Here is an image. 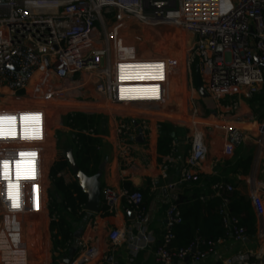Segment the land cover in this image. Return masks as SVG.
Returning <instances> with one entry per match:
<instances>
[{
	"label": "built area",
	"instance_id": "obj_1",
	"mask_svg": "<svg viewBox=\"0 0 264 264\" xmlns=\"http://www.w3.org/2000/svg\"><path fill=\"white\" fill-rule=\"evenodd\" d=\"M130 23L157 32L172 27L185 33L189 37L186 74L192 94L186 97L190 117L195 118L197 113L193 64L198 69L203 94L215 103L212 110L217 112L216 119H209L211 124L202 128L193 124L186 138L189 150L182 162L179 183L199 180L201 164L209 154L207 141L229 159L248 139L247 131L228 124L224 116L238 109L240 98L251 100L264 85V0H0V103L10 100L0 105V115L16 117L13 123L3 125L0 136V264L15 257H19V264H30L28 243L41 246V216L48 212L47 226L58 219L49 194L53 163L45 161L49 105H108L141 115L145 108L160 111L169 101L170 80L179 74L176 60L139 56L124 48L121 42L130 31ZM196 91L201 94L197 88ZM23 114H39V118L24 121L20 119ZM123 117L127 115L113 114L111 119L118 159L127 162L131 146L123 140L127 120ZM142 126L146 128L145 124ZM126 128L131 130L130 125ZM26 132L38 138L23 139ZM255 133L254 143L260 149L264 123ZM84 134L96 136L95 128ZM177 146L173 140L160 166L162 173L174 165ZM20 152L35 156L26 155L21 161L17 180ZM4 160L10 161L9 176L18 185L13 189L18 204L15 208L8 197V181L3 178ZM255 162L254 172L244 182L255 217L253 239L258 246L227 258L218 257L215 264H264V193H259L264 191V184L257 178L264 172L260 153ZM56 176L65 180L63 172ZM235 191L233 184L216 182L208 194L200 196V201L218 198V212L229 238L242 243L249 238L229 211ZM120 203L133 217L130 226L125 232L108 231L105 239L111 246L126 243L129 264L141 252H148L155 264H201L222 241L213 243L196 235L186 248H172L175 229L183 221L177 204L169 202L162 238L158 240L149 228L151 213L144 204L143 193L106 186L101 189L99 213L88 214L84 205L77 208L87 215V222L69 264L107 261L93 231L97 228L96 215H112ZM26 216L39 224L33 229L27 226L28 220L23 219ZM29 228L32 235L27 233Z\"/></svg>",
	"mask_w": 264,
	"mask_h": 264
},
{
	"label": "crops",
	"instance_id": "obj_2",
	"mask_svg": "<svg viewBox=\"0 0 264 264\" xmlns=\"http://www.w3.org/2000/svg\"><path fill=\"white\" fill-rule=\"evenodd\" d=\"M130 33H132L131 29L125 35L128 37V41L123 40V42H121L124 48L125 46H127L128 48L133 46L131 45L133 41L131 40ZM165 44L166 42L163 41L161 44L163 48H166V46H164ZM181 48L184 50L183 40L181 41ZM141 49L142 51H144L143 46L141 47ZM178 81H179L178 78H174L172 79L171 82L173 84L174 82H178ZM173 85H171V89L174 88ZM185 85H186L185 95L192 94L189 91V80L187 74L185 76ZM263 86L260 88V90L263 88ZM193 90H194L193 93H195L196 88L193 87ZM254 96L251 100H247V101H244V99L240 98L238 109L235 112L230 113V115L227 114L224 116V120H226L228 124L235 126L243 131H247V133L250 136V137L248 136L247 140L251 141L252 144L251 147H249V145L245 141L236 148L237 149L236 153L238 154L237 159L234 158L225 159L221 156V154H219L220 150L215 148L214 144L211 141H207V145L209 147V154L200 167V177L202 176L206 179L210 178L211 181L213 182L211 185H213L216 182L228 181L225 183L233 184L237 189V191L235 192H237L240 196H242L245 199H247L248 186L245 184L244 179L248 177L250 174H252V172H254L256 168L255 159L259 153H260V164L264 165V142L262 143L260 149H258L256 144L254 143L255 137L257 136L255 130L259 125L264 123V116L258 118L256 112L252 109V105L254 103ZM184 98H186V96ZM171 99L172 97L169 98V101L167 102L166 106L162 108V110L166 111L167 113L166 116L164 115L165 111L162 110L155 111L145 108L144 112L141 113V115H136L137 117L131 120L132 123L135 124V122H137V124H139L140 126L141 124L143 125L148 123L150 126V131L146 132L147 135L144 134L145 136L143 142L134 143L125 139L128 142V144L131 146V150L127 162L118 159L116 146H115L116 139L113 135V131H109V133L102 138L98 135V138L102 140V143L104 145L103 149H105V152L103 151L104 171L100 179L101 189L108 186V187H112L115 190H119V189L140 190L143 193L144 202H146V207L150 210L151 213L149 228L151 229V231L154 233V236L158 240L162 238L163 221L165 216V215L164 216L161 215V212L162 210L163 212L164 210H166L169 202H173V198L175 197L178 187L181 185V183H179L180 169L182 166V162L184 161V158L189 150V144H188L186 146L185 152L183 153L184 155L180 156L177 154L172 168L169 169L165 174L162 173L160 170V166L165 156L157 154V142L161 138L160 127L162 124H168L174 128L175 127L174 124H178L176 121H174L175 118H176L175 120L185 121L188 123L192 122L193 120L192 118H189L185 115H179L177 113L175 101ZM226 102H228V100H225V103ZM64 106L69 109L86 107V105L84 106L77 103H73V104L66 103ZM105 107L108 108V105H106ZM204 110L207 111L206 116H204L207 118L206 119L203 117H198V118L205 120L216 119L217 117L216 111H213L212 108L208 109L207 107H205ZM59 112L60 111L57 112L55 110L53 111L51 110V114L48 116V120H49L48 122L50 123V124L47 123L48 127L51 126V124L53 123H54L53 125L56 127L55 124V121L57 120L56 114ZM90 116H92L95 125L96 117L93 114H91ZM171 116L174 117V119ZM141 121H144L146 123L144 122L142 123ZM67 123H68V119H67ZM111 124L113 127L114 126L113 123ZM94 125L93 127L95 128ZM112 127L110 126V128ZM176 135L178 137L177 142L179 148V146H181L180 143H182L180 142L182 138L179 137L178 133H176ZM129 138L131 137H128L127 139ZM47 143L48 142H46V144ZM46 149H47V154H51L52 144H47ZM143 151H145V153H143ZM245 154L248 157L247 156L245 157ZM59 156L65 158V156L58 154L52 160L53 165ZM247 158L251 159L247 172L244 173L243 170L240 168L239 171L234 170L235 162H237L238 160L239 161L245 160ZM260 164L258 162L259 166H261ZM260 168H263V166H261ZM62 172L65 173V180H64L65 184H68L69 182L70 183L74 182L73 181L74 177L69 169H64ZM257 178L260 182H262V184H264V172ZM169 185H171V187H169ZM259 193L263 194L264 191L259 190ZM44 216L46 218V223H47L46 212ZM96 216H97L96 217L97 228L96 230L94 229L93 231L96 233L97 243L100 249L103 251V253H105V255L108 258L107 261L103 264H129L127 257L126 243L120 242L116 246H111L105 239L106 233L112 229H118L121 232H125L128 229L132 220L130 217L129 209L123 203H120L118 204L115 212L112 215H106V216L96 215ZM46 223L43 226V232L41 234V246L38 247L33 246L32 241L28 243L32 254L30 264H63L65 257L68 258V256L70 255L69 254L70 249L58 250L57 252L52 251L49 225L46 226ZM83 234H84L83 230L80 236H78L79 234L78 235L74 234V239H75L74 242L76 243V241H78V238L82 237ZM75 243L73 245H75ZM232 245L233 243H230L227 240H222L216 245L213 254L207 260H205V262L201 264H215L218 257L223 258V256H225L226 254L232 252ZM257 246L258 243L253 239V237H251L248 240H245L244 242L241 243L242 248L239 251L255 250ZM72 248L75 249V253H76V246L75 247L73 246ZM75 253L72 255L70 262L72 258L74 259ZM17 259L18 257L16 258V260ZM132 264H155V263L153 262L148 252H141L139 253L136 260Z\"/></svg>",
	"mask_w": 264,
	"mask_h": 264
},
{
	"label": "trees",
	"instance_id": "obj_3",
	"mask_svg": "<svg viewBox=\"0 0 264 264\" xmlns=\"http://www.w3.org/2000/svg\"><path fill=\"white\" fill-rule=\"evenodd\" d=\"M165 46V45H164ZM252 109L258 115V118L264 116V86L254 96ZM94 122L90 115L83 113H74L68 117V127L71 131V144L67 150H71L78 168L85 175L95 174L103 163L104 145L97 136L86 135L85 131L91 130ZM96 125V123H95ZM94 125V126H95ZM161 138L157 142V154L166 156L173 140L178 141L175 129L162 124L160 127ZM178 154V149L176 156ZM51 154L45 157L46 163ZM250 158L238 160L234 163V170L247 172L250 165ZM64 169H69L68 163L64 157L59 156L50 170L51 185L54 193L52 198V211L58 215L56 221L49 223V232L52 244V251L71 249L75 242L72 223L80 221L85 227L87 215L79 213L78 207L85 205V197L80 188L74 181L65 184L57 173ZM228 182V181H225ZM213 182L210 178L200 177L198 181L191 183H181L173 198L177 204L183 221L175 229V237L171 245L172 248H186L196 237L201 236L204 240L216 243L220 240H230L226 229L223 226L222 218L219 215L218 207L220 200L218 198L207 199L204 203L200 201V196L210 192V185ZM59 200V201H58ZM146 206V202H144ZM102 210V208H101ZM230 215L238 220V226L242 228L248 238L255 234V217L253 210L247 199L240 196L237 192L231 194ZM48 216V212L46 211ZM46 218L41 216V234ZM32 224H39L34 220ZM33 226V228H34ZM40 228V226H38ZM32 235V234H31ZM161 238V236H160Z\"/></svg>",
	"mask_w": 264,
	"mask_h": 264
},
{
	"label": "rangeland",
	"instance_id": "obj_4",
	"mask_svg": "<svg viewBox=\"0 0 264 264\" xmlns=\"http://www.w3.org/2000/svg\"><path fill=\"white\" fill-rule=\"evenodd\" d=\"M97 27L99 30H101L98 25H97ZM141 27L142 26H138L135 23H130V27H128V29L132 30V33H130L131 34L130 37H131V40L133 41V42L131 41L132 42L131 45H133V46L130 48H128L126 46V48L130 49L134 53H137L139 56H145V57L166 56V57L173 58L174 60H176V69L178 70L177 74L178 73L179 74L173 76L171 78V81L174 78H178L179 81L174 82L173 83L174 85L170 81V84L173 85L174 87H177L178 91H177L175 97H173L172 92H171V85H170V97H172L171 100L175 101L177 113L179 115H185L189 118L194 119L193 121H195V123L194 122L188 123V122L180 121V120L178 121V120H175L176 118L174 119V117L171 116L174 119V121H176L178 123V124H174V126H175L174 129H175V131H177L176 133H178L179 137L182 138V140L180 141L182 143H180L181 146H179V148L177 146V149H178V155L183 156L184 155L183 153L185 152L186 146L189 144V141H187L186 138L188 136H190V133L192 132V129H193V124L196 126H199L200 128H202L203 125L211 124V121L205 120L207 117H204V116H206L207 111H205L204 108L205 107H207L208 109L214 108L215 103L211 99H208V97H206V95L198 94V92L195 91V93H194L195 99H196L195 108H197V113L195 115V118L190 117L191 111H190V109H188V106H187L188 100H187V97L184 98L185 97V87H186L185 76H186V72H187L186 57H187L188 51H189V46H188L189 37L185 33H183L182 31L176 29L177 33H178L177 38H179L178 36H181L180 35L181 33H182L183 37H181V40H178V41L176 39H173V41H171V42L165 41L166 42L165 46L168 48V52H166V50L161 45L162 42L164 41L163 40V38H164L163 33L161 34L160 32L150 30V31H148V33H149V35H148L146 33V30L143 31L141 29ZM169 33L171 34V32H169ZM123 40L128 41V37L124 36ZM182 40H183V45H184V53L181 57V55H179V53H180L179 48L181 47V41ZM142 46L144 47V51H142V49H141ZM161 47H162V49H161ZM173 47L175 48V52L172 51V49L174 50ZM146 50H147V53H146ZM123 52H124V50H121V53H123ZM195 69H196V64H193L191 66L192 77L194 76ZM193 87L197 88L195 83L193 84ZM179 89H180V91H179ZM91 96L96 98V95H94L93 93L91 94ZM93 99L90 98L89 100H93ZM244 101H247V100L244 99ZM66 103L70 104L69 102H65V104ZM65 104L62 102L61 103L57 102L53 105H49V107H48V110H50L48 113H50V114H51V110L52 111L55 110L57 112L60 111L59 113L56 114V116H57V120L55 121L56 127L53 125L54 123L51 124V126H49V127L47 125V132H46L47 140H48L47 144H52V152H51L52 157L48 158V162L52 161L55 158V156H57L58 154L65 156V152H66L68 146L71 144L72 136H71V131H70V129L68 127V123H67V119H68L70 113L71 114L83 113V114H87V115L93 114L96 117L95 135H97V137L99 135L101 138L104 137L106 134H108L109 131H113V127L111 124V123H113L112 119H111L113 114H119V115L121 114L122 116L127 115L126 118L123 117L124 119L128 120V121H126L125 128L123 130V132H124L123 133V140L126 139V140H129V141L134 142V143L143 142V139L145 136L144 134L147 135L146 132L150 131L149 124L144 122V121H141V122L146 123L145 124L146 128H143L141 123H140L141 126L139 124H137V122H135V124L132 123L131 120L133 118L137 117L136 116L137 114H134V112H136V111H133V110L131 111L132 112L131 113V112H126L125 109L120 108V107H112V106H108V108H106L105 106L97 107L95 105L85 104V103L81 104V105H84V106L86 105V107L69 109V108H66L64 106ZM71 104H73V103H71ZM200 105H202V106H200ZM64 107H65V109H64ZM162 111H165V110H162ZM166 114L167 113L165 111L164 115L166 116ZM198 117H203L205 119H200ZM47 123L50 124L49 122H47ZM128 125H130V129H131L130 131H127L126 127H128ZM110 126L112 128H110ZM92 128L94 129V127H92ZM113 135H114V132H113ZM128 137H131V138L127 139ZM184 141H185V144H184ZM246 142L249 145V147H251V145H252L251 141L246 140ZM236 150L237 149L234 150V152L230 158L237 159L238 154L236 153ZM104 152H105V149H104ZM143 153H145V151H143ZM246 156L247 155L245 154V157ZM49 194H50V198L52 201V198L54 197L53 189H51ZM51 207H52V204H51ZM161 215H163V216L165 215V210H164V212L162 210ZM28 223L30 224L28 226H31V228L33 229L34 224H32L31 221ZM45 223H46V221H45ZM46 226H47V224H46ZM83 226L84 225L80 221L79 222L74 221L72 223L73 233L76 235L79 234L78 236H80L82 234V230H84ZM31 228H29V231L27 232L28 235L32 234V231L30 230ZM228 242L233 243L232 252L226 254L225 256H223V258L230 257L231 255L237 253L242 248L241 243H236L231 239L228 240ZM75 245H76V243H75Z\"/></svg>",
	"mask_w": 264,
	"mask_h": 264
},
{
	"label": "water",
	"instance_id": "obj_5",
	"mask_svg": "<svg viewBox=\"0 0 264 264\" xmlns=\"http://www.w3.org/2000/svg\"><path fill=\"white\" fill-rule=\"evenodd\" d=\"M261 68H263V66H261ZM193 80L201 95H204L201 89V81H200L198 69H195ZM65 159L68 163L69 170L74 177V181L77 183L78 187L81 190V193L85 197V205H84L85 211L88 212V214L99 213L102 208L100 179L104 171V165L102 164L95 174L91 176H87L84 174L83 171H81L78 168L71 150L65 152ZM130 217L131 219L133 218L131 214ZM74 253H75V249L74 248L70 249L69 251L70 255L68 256V258L65 257L63 264H69L70 259ZM187 261L188 258H185L184 262Z\"/></svg>",
	"mask_w": 264,
	"mask_h": 264
},
{
	"label": "snow or ice",
	"instance_id": "obj_6",
	"mask_svg": "<svg viewBox=\"0 0 264 264\" xmlns=\"http://www.w3.org/2000/svg\"><path fill=\"white\" fill-rule=\"evenodd\" d=\"M157 67L162 69L163 68V65H157ZM121 91L123 92L124 90L122 89ZM38 118H39V114H23L20 117V119L21 120H24V121H27L29 119H38ZM15 120H16V117H14V116L0 115V136L3 135V131H2L3 125L5 123L11 124ZM33 138H38V137L29 136L27 134V132L23 136V139H33ZM26 155L35 156V153H30V154L25 153V152H20L19 153L20 160L16 161V165H17V180H19V178H20V168H19V165H20L21 161L24 159V157ZM9 164H10V161H8V160H4L3 161V169H4L3 178L8 181V186H7L8 187V197H9V199L12 200V206L15 208V207H18V204H17V201H16V197L13 196V189L14 188H18V185H14L12 183V181H11V178L9 176Z\"/></svg>",
	"mask_w": 264,
	"mask_h": 264
},
{
	"label": "bare ground",
	"instance_id": "obj_7",
	"mask_svg": "<svg viewBox=\"0 0 264 264\" xmlns=\"http://www.w3.org/2000/svg\"><path fill=\"white\" fill-rule=\"evenodd\" d=\"M139 26H141V25H139ZM141 29H142L143 31L146 30V33H147L148 35H149L148 31H150V30L152 31V29H147V28H145V27H141ZM169 32H171L172 35H171ZM178 32H179V31H178ZM160 33H161V34L163 33V37H164L163 40H164V41H168V42H169V41H170V42L173 41V39H176V40L178 41V40H181V37H183V36H182V33H181V34H180L181 36H178L179 38H177V34H178V33H177V30H176L175 28H172V27L163 28V29L161 30ZM148 35H147V36H148ZM176 40H175V41H176ZM176 45H177V44H176ZM173 48H174V47H173ZM161 49H162V47H161ZM161 49H160V50H161ZM164 49L166 50V52H168V48H167V47L164 48ZM172 51L175 52V48H174V50L172 49ZM183 51H184V50L180 47V48H179V52H180L179 55H181V57H182V55H183ZM38 78H39V77L37 76V77H35L34 80L37 81ZM177 91H178L177 87H174V88L171 89V92H172V96H173V97H175ZM179 91H180V89H179ZM185 96H186V95H185ZM9 101H10V100L5 99V100H3V101L0 103V105H3V104H5V103H8ZM193 120H194V119H193ZM193 120H192L191 123H193V122L195 123V121H193ZM51 141H52V140H51ZM23 219H24V220L27 219V220H28L27 222H30V221L33 222V217H29V218H28V217L26 216V217H23ZM47 220H48V216H47ZM28 225H30V224L28 223L27 226H28ZM12 258H13V257H12ZM16 258H17V257H16ZM16 258H13V259L10 260V262H8L7 264H19V257H18L17 260H16ZM8 261H9V260H8Z\"/></svg>",
	"mask_w": 264,
	"mask_h": 264
}]
</instances>
